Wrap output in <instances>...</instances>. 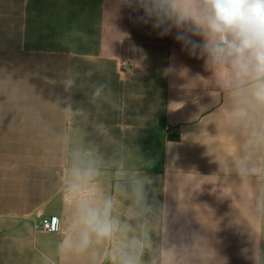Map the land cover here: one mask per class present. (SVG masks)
<instances>
[{"label":"crops","instance_id":"crops-1","mask_svg":"<svg viewBox=\"0 0 264 264\" xmlns=\"http://www.w3.org/2000/svg\"><path fill=\"white\" fill-rule=\"evenodd\" d=\"M142 15L120 0H0V264H41L45 255L112 264L109 243L57 253L70 232L66 185L78 160L99 166L97 195L113 198L114 216L150 230L145 264L181 227L208 264H264V174L238 168L248 129L228 114L204 60ZM68 75L77 80L71 93ZM99 84L107 88L91 104ZM260 161L264 149L253 150L250 164ZM54 217L59 230L44 231Z\"/></svg>","mask_w":264,"mask_h":264},{"label":"clouds","instance_id":"clouds-1","mask_svg":"<svg viewBox=\"0 0 264 264\" xmlns=\"http://www.w3.org/2000/svg\"><path fill=\"white\" fill-rule=\"evenodd\" d=\"M143 15L161 36L175 31V40L190 55L204 60L217 85L229 97L228 114L236 124L248 129L245 155L238 168L243 175L264 174V161L251 165L253 150L264 149V0H120ZM168 71V70H166ZM92 71L85 73L91 76ZM71 93L77 87L75 77L62 80ZM107 88L94 87L89 103L96 104ZM71 105L69 104V108ZM79 156V153H77ZM99 166L92 160H78L70 170L66 185L67 204L72 209L70 232L57 246L60 256L83 254L94 244L109 243L112 264H145L146 250L152 249L151 232L139 223L131 225L113 215L111 197H98L95 185ZM136 201L145 199L142 189L135 190ZM132 215H138L133 212ZM208 264L207 252L198 254L192 242L176 230L168 247L154 252L148 264ZM41 264H55L43 256Z\"/></svg>","mask_w":264,"mask_h":264},{"label":"built area","instance_id":"built-area-1","mask_svg":"<svg viewBox=\"0 0 264 264\" xmlns=\"http://www.w3.org/2000/svg\"><path fill=\"white\" fill-rule=\"evenodd\" d=\"M122 69L126 70L128 68V62L127 61H122L121 62ZM60 228V222L59 219L54 217L50 219L44 220V223L42 225V229L44 231H58Z\"/></svg>","mask_w":264,"mask_h":264}]
</instances>
